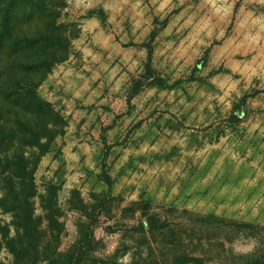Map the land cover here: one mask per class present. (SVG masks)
I'll list each match as a JSON object with an SVG mask.
<instances>
[{"label": "rangeland", "instance_id": "374dc122", "mask_svg": "<svg viewBox=\"0 0 264 264\" xmlns=\"http://www.w3.org/2000/svg\"><path fill=\"white\" fill-rule=\"evenodd\" d=\"M23 1L48 30L35 94L59 118L23 148L40 156L32 250L264 264V0ZM14 219L0 204L5 264Z\"/></svg>", "mask_w": 264, "mask_h": 264}, {"label": "trees", "instance_id": "16d2710c", "mask_svg": "<svg viewBox=\"0 0 264 264\" xmlns=\"http://www.w3.org/2000/svg\"><path fill=\"white\" fill-rule=\"evenodd\" d=\"M39 13L27 8L23 0H0V204L13 214L12 225L17 228L15 236L6 237L5 244L14 258L11 264H35L37 260L79 264V254L69 255L65 263L58 259V253L50 257L44 250H32V244L40 242L36 238L37 218L31 208L40 156L34 153L26 157L23 148L42 150V139L51 137L59 123L51 106L35 94L37 77L33 75L47 71V61L36 54L41 53L37 48L49 40L44 27L33 31L32 22L38 20ZM141 85L139 80L135 91ZM52 117L55 120L50 122Z\"/></svg>", "mask_w": 264, "mask_h": 264}, {"label": "clouds", "instance_id": "9594fccd", "mask_svg": "<svg viewBox=\"0 0 264 264\" xmlns=\"http://www.w3.org/2000/svg\"><path fill=\"white\" fill-rule=\"evenodd\" d=\"M240 249H237V251H239Z\"/></svg>", "mask_w": 264, "mask_h": 264}]
</instances>
